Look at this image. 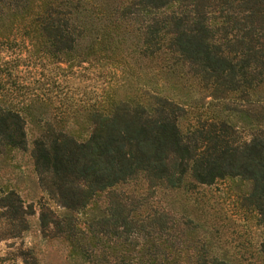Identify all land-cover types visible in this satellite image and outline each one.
<instances>
[{
    "label": "trees",
    "instance_id": "16d2710c",
    "mask_svg": "<svg viewBox=\"0 0 264 264\" xmlns=\"http://www.w3.org/2000/svg\"><path fill=\"white\" fill-rule=\"evenodd\" d=\"M89 66L118 84L76 98ZM26 149L72 257L264 264V0H0V155ZM0 207L34 213L13 187Z\"/></svg>",
    "mask_w": 264,
    "mask_h": 264
},
{
    "label": "rangeland",
    "instance_id": "374dc122",
    "mask_svg": "<svg viewBox=\"0 0 264 264\" xmlns=\"http://www.w3.org/2000/svg\"><path fill=\"white\" fill-rule=\"evenodd\" d=\"M108 70L109 68L98 69L97 66H89L70 76L69 84H71L76 98H93L106 85H117L115 76L111 77ZM100 71H104L106 76ZM248 106L249 104H246L245 108ZM215 108L221 107L216 105ZM53 111V108L47 107L44 115L53 118ZM73 120L74 118L69 117L68 126L79 130L80 126ZM234 120L240 125V136L249 138L250 127L242 120L239 121L235 118ZM185 121L184 117L180 119L182 125L185 124ZM28 132L30 139L37 133L36 124L32 120H29ZM82 133L84 134L85 131ZM214 186L207 193L215 195L211 199L215 198V207H222L223 211V207L225 208L227 205L223 198L225 192L222 189V184L218 185V189H214ZM3 187L15 188L25 205L32 204L34 213L27 214L24 220L11 219L7 218L3 207H0V264H87L77 257L69 255V243L57 232L55 227L52 225L45 228L40 226L41 206L52 209L57 216H62L65 210L43 189L29 156V150H17L8 155H0V189ZM127 187L126 184H120L116 188L125 190ZM180 194L179 191L173 192V199H176L175 206L178 209L181 208L179 199L182 197ZM80 219H83L82 216Z\"/></svg>",
    "mask_w": 264,
    "mask_h": 264
}]
</instances>
